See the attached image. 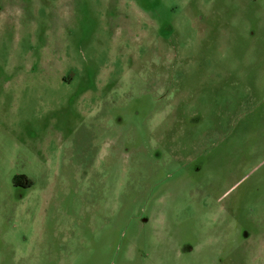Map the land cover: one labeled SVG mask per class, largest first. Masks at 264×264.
Returning a JSON list of instances; mask_svg holds the SVG:
<instances>
[{
    "label": "rangeland",
    "instance_id": "1",
    "mask_svg": "<svg viewBox=\"0 0 264 264\" xmlns=\"http://www.w3.org/2000/svg\"><path fill=\"white\" fill-rule=\"evenodd\" d=\"M0 264H264V0H0Z\"/></svg>",
    "mask_w": 264,
    "mask_h": 264
},
{
    "label": "trees",
    "instance_id": "2",
    "mask_svg": "<svg viewBox=\"0 0 264 264\" xmlns=\"http://www.w3.org/2000/svg\"><path fill=\"white\" fill-rule=\"evenodd\" d=\"M29 184H30V186H32V185H33L31 182H30Z\"/></svg>",
    "mask_w": 264,
    "mask_h": 264
}]
</instances>
